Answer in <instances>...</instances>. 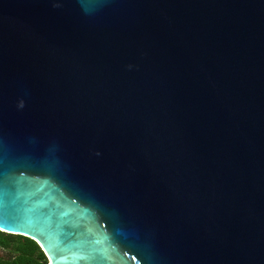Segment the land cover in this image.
<instances>
[{"label": "water", "instance_id": "95a60500", "mask_svg": "<svg viewBox=\"0 0 264 264\" xmlns=\"http://www.w3.org/2000/svg\"><path fill=\"white\" fill-rule=\"evenodd\" d=\"M0 230L264 264V0H0Z\"/></svg>", "mask_w": 264, "mask_h": 264}, {"label": "flooded vegetation", "instance_id": "af4514ba", "mask_svg": "<svg viewBox=\"0 0 264 264\" xmlns=\"http://www.w3.org/2000/svg\"><path fill=\"white\" fill-rule=\"evenodd\" d=\"M20 239L19 235L11 234L5 231L0 230V264H20V253H17L15 250V244L10 243L12 240ZM29 264H40L38 263V257H30ZM41 264H47L42 262Z\"/></svg>", "mask_w": 264, "mask_h": 264}, {"label": "trees", "instance_id": "16d2710c", "mask_svg": "<svg viewBox=\"0 0 264 264\" xmlns=\"http://www.w3.org/2000/svg\"><path fill=\"white\" fill-rule=\"evenodd\" d=\"M20 238L18 240H12L10 243H14L15 250L17 253H20L22 257H20V264H29L30 263V257H38V263H47V258L42 251V249L39 247V245L32 239L24 237L19 235Z\"/></svg>", "mask_w": 264, "mask_h": 264}, {"label": "rangeland", "instance_id": "374dc122", "mask_svg": "<svg viewBox=\"0 0 264 264\" xmlns=\"http://www.w3.org/2000/svg\"><path fill=\"white\" fill-rule=\"evenodd\" d=\"M20 239H22V238H20ZM0 253H2V251L0 250Z\"/></svg>", "mask_w": 264, "mask_h": 264}]
</instances>
